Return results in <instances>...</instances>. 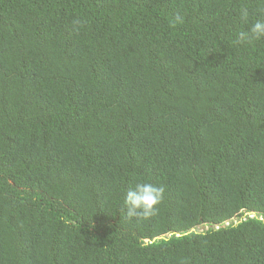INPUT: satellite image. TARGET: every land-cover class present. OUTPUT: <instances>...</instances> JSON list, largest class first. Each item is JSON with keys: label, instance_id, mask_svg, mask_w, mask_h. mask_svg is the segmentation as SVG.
Here are the masks:
<instances>
[{"label": "trees", "instance_id": "16d2710c", "mask_svg": "<svg viewBox=\"0 0 264 264\" xmlns=\"http://www.w3.org/2000/svg\"><path fill=\"white\" fill-rule=\"evenodd\" d=\"M261 10L0 0V264H264Z\"/></svg>", "mask_w": 264, "mask_h": 264}, {"label": "clouds", "instance_id": "9594fccd", "mask_svg": "<svg viewBox=\"0 0 264 264\" xmlns=\"http://www.w3.org/2000/svg\"><path fill=\"white\" fill-rule=\"evenodd\" d=\"M264 3V0H261ZM264 14V10H261ZM241 20L248 23L249 10L241 8ZM183 18L176 16L173 23H182ZM264 40V19H257L251 23L246 31H240L236 37V43L241 45H251L256 41ZM165 189L162 186L154 185L150 182L139 181L134 186L129 187L123 197L124 217L127 220H142L149 218L158 210L164 196Z\"/></svg>", "mask_w": 264, "mask_h": 264}]
</instances>
